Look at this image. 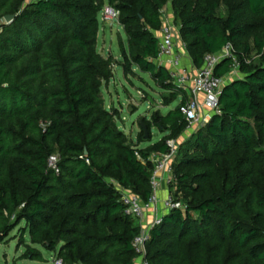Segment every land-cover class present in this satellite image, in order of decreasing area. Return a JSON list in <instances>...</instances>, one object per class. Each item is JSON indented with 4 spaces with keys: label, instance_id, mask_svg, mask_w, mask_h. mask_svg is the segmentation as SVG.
<instances>
[{
    "label": "trees",
    "instance_id": "1",
    "mask_svg": "<svg viewBox=\"0 0 264 264\" xmlns=\"http://www.w3.org/2000/svg\"><path fill=\"white\" fill-rule=\"evenodd\" d=\"M222 1L0 0V245L18 230L19 242H29L22 259L42 262L43 249L57 251L63 264H135L140 228L118 188L146 203L150 156L167 153L166 141L187 128L179 110L187 93L155 63L161 11L170 3L193 66L231 46L232 58L214 74L223 78L236 65L242 77L222 87L220 114L179 145L168 191L181 208L150 231L145 258L264 264V0H234L225 17ZM105 5L118 11L126 37L123 75L135 69L179 99L142 121L149 142L153 128L165 134L144 149L141 125L128 141L102 96L113 78L110 59L96 50ZM6 16L14 18L6 23Z\"/></svg>",
    "mask_w": 264,
    "mask_h": 264
},
{
    "label": "rangeland",
    "instance_id": "2",
    "mask_svg": "<svg viewBox=\"0 0 264 264\" xmlns=\"http://www.w3.org/2000/svg\"><path fill=\"white\" fill-rule=\"evenodd\" d=\"M233 1L234 0H223L219 8L218 15L225 17L227 15L228 8L232 6L231 2ZM162 21L165 24L170 23L175 27V48H183L182 42L180 41V37L178 35L179 25L174 18L170 3H168L164 8ZM119 40H122V42L126 45V37L123 34L119 23L116 21L103 20L101 19L100 14L96 50L101 58L110 59L113 73V78L109 84L102 88V96L105 102V107L107 109H111L115 113L116 125L118 129L125 134L128 141L132 140L131 142H135L137 140V135L141 131L140 125H144L142 123L143 120L149 119V117L157 111L163 115L167 114L168 111L174 109L178 105L179 99L171 101L169 94L157 88L148 75L140 74L135 69L130 71L127 76H124L121 68L118 66V62H121ZM256 58L257 54L252 52L251 60H256ZM230 70L231 76H236L239 72L238 67L235 65L232 66ZM166 102H168V108L166 106ZM144 127L147 131V127L145 125ZM198 129L200 128L195 127L192 130L185 131L180 137L182 139L180 140V144L187 142L191 135L197 132ZM151 134V143L159 141L163 136V134H161L156 128L151 130ZM145 140V142L139 144V148L147 146L149 141L148 139ZM178 140L179 138L172 141H175L179 148L180 144ZM175 158L172 161V166L178 163V160H175ZM166 179L169 180V183L164 182L160 187V190L165 189L167 191L163 201L170 196L168 185L171 184L173 179L172 175H168ZM157 197L159 198V193H157ZM159 211L160 210H157L156 212ZM163 211L165 212V215L169 213L164 209ZM163 211L159 212L158 218H162L164 216ZM151 212L153 213V211H147L142 220L138 221L132 219V223L140 227L143 226V224L145 225L147 221H152L155 216L152 215ZM19 237L20 235L18 230H15L11 233L8 240L0 245V264H53L57 258V251L53 253L40 249L43 258L42 262H34L27 259H22L26 252L25 245L29 244V242L28 237L25 236L24 243H20ZM33 248L38 247L33 246Z\"/></svg>",
    "mask_w": 264,
    "mask_h": 264
},
{
    "label": "built area",
    "instance_id": "3",
    "mask_svg": "<svg viewBox=\"0 0 264 264\" xmlns=\"http://www.w3.org/2000/svg\"><path fill=\"white\" fill-rule=\"evenodd\" d=\"M164 9L161 11L162 27L158 33L159 55L155 63L165 67L173 80V84L181 88L187 93V101L179 106L181 115L187 124V130L195 127L202 128L205 126L212 116L219 115V96L222 91L223 81L214 74V70L218 63L225 58H232L231 46L225 47L218 54H209L204 57L203 65L197 70L195 75H191L183 66L184 52L175 48V27L170 23H164L162 16ZM119 13L109 6H105L101 12V19L107 21L118 22ZM183 48H185L183 44ZM236 66V65H235ZM168 152L165 154H153L149 160L153 165L150 184L152 187V195L146 203L129 191L118 188L121 201L125 207V213L134 220H142L147 211L156 212V206L159 199L157 193L162 183L169 180L168 175H172V161L178 152V144L169 140L166 142ZM49 166L56 173L57 158L52 156L49 158ZM181 208L179 203L173 202L171 197H167L163 201V209L167 212ZM162 218L155 216L150 222H146V226H140V233L132 242L134 252L136 254L135 264H149L146 260V243L149 239L150 231L161 223ZM53 264H63L61 259L56 258Z\"/></svg>",
    "mask_w": 264,
    "mask_h": 264
},
{
    "label": "crops",
    "instance_id": "4",
    "mask_svg": "<svg viewBox=\"0 0 264 264\" xmlns=\"http://www.w3.org/2000/svg\"><path fill=\"white\" fill-rule=\"evenodd\" d=\"M157 37H159L158 36V34H157ZM181 41V40H180ZM182 45H183V43H182ZM182 49V50H181ZM177 50H180V51H183L184 53H185V56L183 57V66H185V68L187 69V71H188V73H190L191 75H195L196 73H197V70L198 69H196L194 66H193V64H192V61L190 60V58L188 57V55H187V52H186V50H185V48H177ZM242 76H241V74H240V72H238V74L236 75V76H231V70L222 78V81H223V87L226 85V84H228V83H230L232 80H235V79H238V78H241ZM167 108H168V106H167ZM173 110V109H172ZM169 112V111H168ZM163 115V114H162ZM165 134H163V136H164ZM162 136V137H163ZM180 140H182L181 138H179V144L181 143V141ZM132 141V140H131ZM157 142V141H156ZM133 143H135V142H133ZM155 143V142H154ZM151 144H153V143H151V142H149L148 144H147V146L148 145H151ZM147 146H144V147H142V148H139V149H144V148H146ZM159 202H158V205L156 206V209L157 210H160L159 212H161V211H163V198H165V196H166V194H167V191L165 190V189H161L159 192ZM156 210V211H157ZM159 212H154V213H152V215H154V216H158L159 215ZM164 212V211H163ZM151 213H150V215H151ZM164 215H165V212H164Z\"/></svg>",
    "mask_w": 264,
    "mask_h": 264
},
{
    "label": "water",
    "instance_id": "5",
    "mask_svg": "<svg viewBox=\"0 0 264 264\" xmlns=\"http://www.w3.org/2000/svg\"><path fill=\"white\" fill-rule=\"evenodd\" d=\"M13 18H14V16H6V17L4 18V20H5L6 23H9L10 21L13 20ZM141 127H142V129L144 130V132H145V138L148 139L147 131L145 130L144 125H141Z\"/></svg>",
    "mask_w": 264,
    "mask_h": 264
}]
</instances>
